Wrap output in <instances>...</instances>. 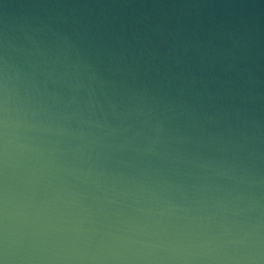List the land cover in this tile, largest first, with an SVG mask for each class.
Instances as JSON below:
<instances>
[{
    "label": "water",
    "instance_id": "95a60500",
    "mask_svg": "<svg viewBox=\"0 0 264 264\" xmlns=\"http://www.w3.org/2000/svg\"><path fill=\"white\" fill-rule=\"evenodd\" d=\"M0 264H264V0H0Z\"/></svg>",
    "mask_w": 264,
    "mask_h": 264
}]
</instances>
